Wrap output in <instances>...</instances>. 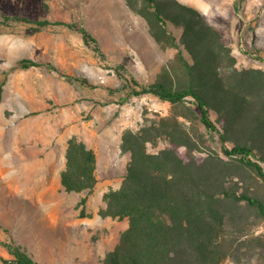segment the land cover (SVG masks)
I'll use <instances>...</instances> for the list:
<instances>
[{"label": "rangeland", "instance_id": "1", "mask_svg": "<svg viewBox=\"0 0 264 264\" xmlns=\"http://www.w3.org/2000/svg\"><path fill=\"white\" fill-rule=\"evenodd\" d=\"M178 1L198 10L223 36L238 69L264 72L258 60H264V0ZM4 17L83 25L104 56L87 47L77 31L53 26L34 32V24L14 21L0 25V241L21 246L37 264H101L129 225L127 219L100 216L104 195L119 189L127 172L124 132H137L146 120L175 112L187 115L194 137L207 136L196 116L182 107L152 96L127 98V91H119L118 66L139 83L151 84L177 51L161 49L147 21L125 0H0V21ZM168 31L177 38L182 33L173 25ZM24 59L58 72L24 70L18 65ZM73 78L87 79L95 88ZM191 109L197 114L196 107ZM71 138L88 144L99 159V185L90 195H68L60 188L62 155ZM212 148L239 188L264 201V182L240 168L239 157L224 156L218 143ZM251 221L249 228L242 223L236 228L243 246L227 264H264V218ZM0 256L12 259L1 246Z\"/></svg>", "mask_w": 264, "mask_h": 264}, {"label": "trees", "instance_id": "2", "mask_svg": "<svg viewBox=\"0 0 264 264\" xmlns=\"http://www.w3.org/2000/svg\"><path fill=\"white\" fill-rule=\"evenodd\" d=\"M125 1L147 21L157 45L177 54L147 85L118 66L116 73L123 82L119 91H127V98L152 96L175 109L182 107L196 116L207 136L194 137L187 115L175 112L146 120L137 132H124L121 151L130 154L127 172L119 189L104 195L106 206L100 216L127 219L129 225L101 264H227L243 246L236 228L240 223L249 228L252 217L264 218V201L239 188L212 143H218L224 156L239 157L238 166L264 182V72L238 69L223 36L198 10L178 0ZM13 21L34 24V32L53 26L77 31L87 47L104 56L83 25L10 17L0 25ZM169 25L182 31L179 38L168 31ZM18 65L58 72L31 59ZM73 80L95 88L87 79ZM162 142L163 149L150 151ZM196 154L207 156L199 159ZM60 178L65 192L90 195L98 183L95 152L71 138ZM240 209L249 215L244 217ZM0 246L12 256L11 260L0 256L2 264H37L19 245L0 241Z\"/></svg>", "mask_w": 264, "mask_h": 264}, {"label": "crops", "instance_id": "3", "mask_svg": "<svg viewBox=\"0 0 264 264\" xmlns=\"http://www.w3.org/2000/svg\"><path fill=\"white\" fill-rule=\"evenodd\" d=\"M86 144V143H85ZM86 145H88V144H86ZM66 149H67V147L65 148V153H63V155H62V164H63V167H62V170L61 171H63L64 169H65V167H66ZM96 177H97V180H98V183H97V185H96V188L95 189H97V186L99 185V177H98V172H99V159L98 158H96ZM110 169V168H109ZM108 181H109V179H108ZM60 188H62V191L65 193V194H68V195H71V194H76V196H80V194L81 193H67V192H65V190H64V188L62 187V185H61V181H60ZM94 189V190H95ZM84 193V192H83Z\"/></svg>", "mask_w": 264, "mask_h": 264}]
</instances>
